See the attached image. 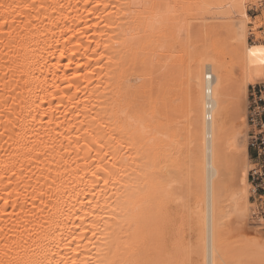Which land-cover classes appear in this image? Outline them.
Masks as SVG:
<instances>
[{"label": "bare ground", "instance_id": "bare-ground-1", "mask_svg": "<svg viewBox=\"0 0 264 264\" xmlns=\"http://www.w3.org/2000/svg\"><path fill=\"white\" fill-rule=\"evenodd\" d=\"M173 1L0 0V264H264V8L192 0L219 21L180 25Z\"/></svg>", "mask_w": 264, "mask_h": 264}, {"label": "built area", "instance_id": "built-area-1", "mask_svg": "<svg viewBox=\"0 0 264 264\" xmlns=\"http://www.w3.org/2000/svg\"><path fill=\"white\" fill-rule=\"evenodd\" d=\"M261 4L263 0L260 1ZM251 9H256L254 6ZM248 149L251 167L248 180L257 217L264 219V84L251 86L247 107Z\"/></svg>", "mask_w": 264, "mask_h": 264}, {"label": "rangeland", "instance_id": "rangeland-1", "mask_svg": "<svg viewBox=\"0 0 264 264\" xmlns=\"http://www.w3.org/2000/svg\"><path fill=\"white\" fill-rule=\"evenodd\" d=\"M149 1H152V0H147V2H149ZM179 1V2H178ZM261 1V0H260ZM255 2L254 3V5L253 4H251V5H249L248 6V13H249V15H250V17H251V20H252V18H254V19H256L257 18V16H260L261 14H262V12H263V8H264V0H263V3L262 4H260L261 2ZM173 3V4H172ZM171 3V5H172V7H174L175 5V7L176 8H178V13H179V23H180V25H184L185 23H187V24H192L193 23V25L194 24H196L197 26H199L200 25V23H205V24H211V23H216V21H219V20H217L218 18H216V17H214V16H217L216 14H214L213 12V10L212 11H209L208 13H206V14H202L201 15V13H199V12H195L194 11V7H195V5H194V1H192V0H174L173 2ZM262 5H263V7H262ZM254 6V8H256V9H251L252 7ZM257 6V7H256ZM260 7V8H259ZM193 8V9H192ZM188 13V14H187ZM212 13V14H211ZM185 15V16H184ZM201 16V17H200ZM186 17V18H185ZM188 17H190V18H188ZM215 20H214V19ZM204 19V20H203ZM205 19H207V20H205ZM182 20V22H180ZM196 20V21H195ZM211 21V22H210ZM263 22H264V18H263V20H262ZM208 22V23H207ZM182 23V24H181ZM187 24H185V25H187ZM199 24V25H198ZM195 25V26H196ZM252 25L253 24H250V26L252 27ZM259 30V31H258ZM264 26H262V27H260L259 29H257V32H259L262 36V41H264ZM263 31V32H262ZM184 32V31H183ZM182 32V34L184 35V33ZM248 41H249V43H255V42H257L258 40H257V37H256V35H254V34H251V35H249V37H248ZM226 59H225V61L226 62H229L231 59H230V57H229V55H226V57H225ZM229 59V60H228ZM159 73H161V74H159L158 76H155V78L153 79V82L156 84H161L162 82L164 83V82H167V80H168V78L170 77V76H172V75H174L175 74V72H174V70L173 69H170V68H168V67H164L163 68V70H162V72H159ZM135 77V78H133V77ZM132 76H130L129 77V79H128V81H129V83H131V84H133V82H136L137 84H138V82H139V79H137L138 77L137 76H134V75H132ZM136 83H134V84H136ZM250 89H251V86H249L248 87V94H250ZM249 96V95H248ZM247 105H249V97H248V104ZM248 107V106H247ZM246 138V137H245ZM244 138H242L241 137V141L243 140ZM247 141H248V137H247ZM243 142V141H242ZM247 144H248V142H247ZM249 168H248V171H249V169H250V167H251V159H250V157H249ZM187 201H189V199H187L186 198V201H185V203L186 204H189V203H187ZM190 202V201H189ZM190 230H188V231H186L185 232V235H186V239H189L190 237H191V233L189 232ZM190 260V258H189V255L187 256V253L185 254L184 253V256H183V261H182V263L181 264H190L191 262H192V260H191V262L189 263V260ZM185 262V263H184ZM193 262H194V264L196 263V261L195 260H193ZM192 264V263H191Z\"/></svg>", "mask_w": 264, "mask_h": 264}]
</instances>
